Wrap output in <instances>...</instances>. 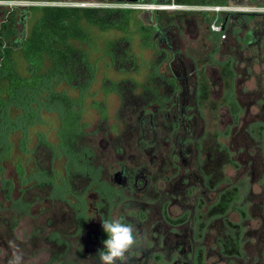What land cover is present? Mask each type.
<instances>
[{"label": "flooded vegetation", "instance_id": "flooded-vegetation-1", "mask_svg": "<svg viewBox=\"0 0 264 264\" xmlns=\"http://www.w3.org/2000/svg\"><path fill=\"white\" fill-rule=\"evenodd\" d=\"M223 1L216 6L227 10H187L171 21L144 10L145 35L170 53L166 95L154 109L136 106L141 116L129 142L107 141V159L121 160L96 201L85 198L82 180L78 192L71 188L76 171L65 173L72 197H52V165L37 156L53 152L42 140L30 152L42 180L18 175L13 184L2 174L0 264H16V257L19 264H98L112 206L144 237L129 264H264V0ZM160 2L0 0V80L9 79L5 52L13 68L42 9ZM214 22L219 31L211 30ZM184 33L196 44L185 47ZM4 151L0 142V157Z\"/></svg>", "mask_w": 264, "mask_h": 264}, {"label": "rangeland", "instance_id": "rangeland-1", "mask_svg": "<svg viewBox=\"0 0 264 264\" xmlns=\"http://www.w3.org/2000/svg\"><path fill=\"white\" fill-rule=\"evenodd\" d=\"M134 10L127 32L114 29L101 30L96 26L88 25V38L82 42L76 40L75 46L83 49L87 61L91 63L93 72L89 79L82 80L83 78L78 77L68 82L66 76L55 73L49 75L46 65L49 62L44 60L45 66L42 67V72L46 77L35 88L24 87L13 95L10 80H0V142L5 146V151L0 157V185L3 183L2 174L8 175L13 184L17 182L18 175L21 180L27 178L39 181L44 178L36 171L30 153L39 140H42L43 143L51 146L53 152V155L47 159L42 154L37 156L40 163L45 166L48 163L52 165L54 187L52 197L57 200L72 197L65 175L71 168L80 175L76 177V183L72 182L71 188L78 192L77 185L84 182L88 185L90 195V197L85 195V198L90 201L97 200L98 187H104L102 185L104 179L105 184H108L107 177L112 171V164L121 160L116 157L107 159L106 152H112L113 149L107 141L111 143L117 139L120 142L121 140L129 142V139L124 138L129 135V131L132 133L133 126L138 123L141 116L136 106L154 109L157 99H163L165 80L170 77L167 61L170 53L165 52L164 45L157 47L149 32L146 37L143 36L146 32L142 33L139 27L148 24L149 17L144 10ZM172 28L176 30L177 26ZM202 33L201 31L200 38ZM122 36L128 37L123 48L133 60L119 67L115 65V54L110 53L107 48L110 42ZM181 37L185 47L196 44L185 33ZM116 51L118 50L112 48V52L116 53ZM11 56L12 53L8 58ZM13 57L15 58L13 72L19 77L29 76L30 71L22 54L16 51ZM4 72L0 70V77L6 75ZM120 82H122V92L125 94L123 97L114 87ZM82 84L86 85L81 87ZM144 84L148 86L145 92ZM152 90L153 94H150ZM134 93L139 96H135ZM63 99L69 101L68 106L78 113L76 135L81 139L75 143L76 146L69 144L62 134L63 110H65ZM134 107L137 110L133 111ZM124 147L122 162L124 160L128 162L126 158L129 149L127 146ZM97 154L101 156L97 158ZM19 167L21 172L18 171ZM112 208L113 217H117L116 209Z\"/></svg>", "mask_w": 264, "mask_h": 264}, {"label": "trees", "instance_id": "trees-1", "mask_svg": "<svg viewBox=\"0 0 264 264\" xmlns=\"http://www.w3.org/2000/svg\"><path fill=\"white\" fill-rule=\"evenodd\" d=\"M171 0H163L160 3H169ZM177 4L183 5H204L214 4L221 5L223 0H174ZM42 14L39 20L33 26L26 41L21 46V54L27 62V68L30 71V78L18 77L14 72L5 52L3 62V69L8 73L9 80L12 84V93L24 87H37L46 77V74L42 72V67L45 66L44 60L49 63L47 65V73H52L60 76H66L68 82L74 81L75 78L89 79L92 74L91 63H89L85 57V53L81 47H76L75 42L84 41L88 38L87 26L93 25L101 30H123L127 32L130 20L132 19V13L135 11L131 8H113V7H55L42 9ZM163 12V13H162ZM191 11H174L165 12V10H159L158 17L168 19L169 21L180 15H189ZM202 12V10L200 11ZM212 20V19H211ZM87 24V25H85ZM218 24V23H217ZM143 32L146 29L141 25ZM142 32V33H143ZM144 37L145 34H143ZM127 36H122L110 42V53L115 54V65L123 66L129 60L133 59L127 55V51L124 50L123 45L127 41ZM112 48L118 50L112 52ZM14 80V81H13ZM125 82V81H124ZM122 82L116 83L114 87L118 90L121 97L125 94L122 92ZM86 84H82L84 87ZM144 92L148 90V86L143 85ZM132 91V89H130ZM153 92V90L151 91ZM9 94L10 91H9ZM135 95V93H134ZM139 96V95H135ZM124 100V99H123ZM65 107L63 110L62 121V134L66 141L76 146V142L81 139L77 136V123L76 117L78 113L68 106L69 101L63 99ZM62 101V102H63ZM7 103L9 100L6 101ZM103 110V109H102ZM6 114V111L4 112ZM75 139V140H74ZM74 140V142H73ZM71 173L74 171L70 168Z\"/></svg>", "mask_w": 264, "mask_h": 264}, {"label": "clouds", "instance_id": "clouds-1", "mask_svg": "<svg viewBox=\"0 0 264 264\" xmlns=\"http://www.w3.org/2000/svg\"><path fill=\"white\" fill-rule=\"evenodd\" d=\"M85 5L81 4L82 7H91ZM102 228L107 234V239L102 242L103 249L99 250L96 255L98 264H129V253L141 246L143 235L135 225L125 222L119 217L103 220ZM19 260L20 258L16 257V264H19Z\"/></svg>", "mask_w": 264, "mask_h": 264}, {"label": "built area", "instance_id": "built-area-1", "mask_svg": "<svg viewBox=\"0 0 264 264\" xmlns=\"http://www.w3.org/2000/svg\"><path fill=\"white\" fill-rule=\"evenodd\" d=\"M133 9L138 10H170V9H178V10H211V11H219L220 9H228V7H220V6H199V5H183L177 4L174 0H171L169 3H134L129 5ZM211 29L214 31H219V26L216 23L211 25Z\"/></svg>", "mask_w": 264, "mask_h": 264}]
</instances>
